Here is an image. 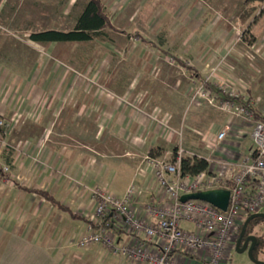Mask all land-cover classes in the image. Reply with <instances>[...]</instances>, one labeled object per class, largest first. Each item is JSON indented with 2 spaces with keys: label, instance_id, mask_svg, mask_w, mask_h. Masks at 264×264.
<instances>
[{
  "label": "crops",
  "instance_id": "0c3cea01",
  "mask_svg": "<svg viewBox=\"0 0 264 264\" xmlns=\"http://www.w3.org/2000/svg\"><path fill=\"white\" fill-rule=\"evenodd\" d=\"M259 26L260 20L252 24L253 33L260 32ZM23 36L29 37L27 44L35 52L33 66L27 71L10 64L15 59L0 60V120L12 126L9 132H0V264H136L123 255L105 254L98 246H78L93 213V191L105 188L121 196L135 183L141 190L135 206L160 202L146 157L154 147L166 150L159 136L171 120L186 119L171 107L161 122L158 105L143 106L141 71L133 72L129 84L119 88L91 84L94 77L85 76L84 81L78 68L62 64L63 60L50 68L48 49L67 42L42 44L30 34ZM250 40L247 70L254 79L264 75V44H257L256 37ZM156 46H164V38ZM183 67H192L186 69L189 76L203 82L206 75L199 68L188 63ZM255 90H250V103L264 107V95ZM252 146L249 136H230L214 153L206 146L203 151L186 150L222 159L245 156ZM2 165L8 167L7 173ZM38 191L48 192L66 209ZM108 220L111 226L116 223L111 216ZM114 234L116 246L132 239L122 231ZM175 256L181 261L190 258Z\"/></svg>",
  "mask_w": 264,
  "mask_h": 264
},
{
  "label": "rangeland",
  "instance_id": "374dc122",
  "mask_svg": "<svg viewBox=\"0 0 264 264\" xmlns=\"http://www.w3.org/2000/svg\"><path fill=\"white\" fill-rule=\"evenodd\" d=\"M86 2L0 0V60L15 59L10 64L28 71L36 55L32 46L27 44L29 37L23 35L47 29L72 30ZM103 2L114 24L126 33L107 29L88 42H67L57 49L53 48L54 44L47 51L51 55L48 58L50 68L63 60L62 64L77 67L82 78L86 76L92 80L94 77L91 84L117 88L128 85L133 72L141 71L143 106L158 105L161 122L168 118L171 107L176 109L177 115L182 113L186 119L185 123L182 118L177 122L171 120L170 127L159 136L162 139L160 143L166 148L159 156L161 159H171L175 148L205 150L210 125L223 118V112L215 106L218 101L210 104L208 100L197 98L195 92L202 82L196 83L175 56L199 68L212 86L237 93L244 100L252 101L250 90L254 92L258 89L264 95V75L260 73L253 79L247 70V45H252L250 38L256 37L259 39L257 44H264L262 7L244 25L239 14L245 7V0ZM257 20H260V32L254 30L253 33L252 24ZM162 38L164 46H156ZM162 48L170 54H164ZM254 108L264 115V107L258 105ZM235 121L241 120L237 118ZM8 125L7 128L0 127L7 133L12 128ZM8 170V167L3 169V173ZM187 228L192 229L191 225ZM252 233L258 239L252 250L253 257L248 251L238 252L234 241L228 264H264V218L258 221Z\"/></svg>",
  "mask_w": 264,
  "mask_h": 264
},
{
  "label": "built area",
  "instance_id": "2783aa9c",
  "mask_svg": "<svg viewBox=\"0 0 264 264\" xmlns=\"http://www.w3.org/2000/svg\"><path fill=\"white\" fill-rule=\"evenodd\" d=\"M209 81L204 78L195 95L210 104L218 101L214 105L223 112L224 118L210 126L206 147L214 153L230 136L237 139L249 136L253 146L248 153L222 159L211 156L209 172L195 176L182 175V157L195 155L182 148L176 151L175 160L148 155L146 164L152 170V187L161 201L135 206L141 194L135 183L121 196L109 189L95 188L93 213L77 239L79 247L98 246L105 254L123 255L136 264H196L198 261L228 264L230 248L244 221L264 211V120L255 118L252 103L234 99L241 97L237 93L217 87L233 98L218 99ZM237 118L241 120L238 123ZM0 126L9 125L1 119ZM216 189L230 191L227 211L203 200H181L187 194ZM109 216L116 220L113 226L108 222ZM117 230L130 235L131 241L116 246ZM176 253L190 258L181 261Z\"/></svg>",
  "mask_w": 264,
  "mask_h": 264
},
{
  "label": "trees",
  "instance_id": "16d2710c",
  "mask_svg": "<svg viewBox=\"0 0 264 264\" xmlns=\"http://www.w3.org/2000/svg\"><path fill=\"white\" fill-rule=\"evenodd\" d=\"M262 7L264 11V0H245V7L242 9L241 13L239 14V18L242 24H247L249 20L256 14L257 10ZM111 30L115 33H126L125 30L117 28L110 17L106 4L103 0H87L82 12L79 14L76 20L75 27L72 30H58V29H47L37 32L30 33V39L42 43V44H49L53 42H88L93 40L94 36L102 35L106 30ZM164 54H167L166 51L162 50ZM178 63L185 66V63L180 59L175 57ZM187 70H191L192 67H186ZM202 81H204L202 79ZM212 90L216 95H218V99H231L232 97L229 94L223 93L220 89L216 86L210 85ZM233 99V98H232ZM239 102L244 104H249L250 99L244 101L241 97L234 98ZM252 106V105H251ZM252 109L255 114L256 119L264 120V115H262L259 111H257L254 106ZM2 134L5 133V130H0ZM178 149H174L172 160H175V153ZM164 150L160 147H154L150 151V156L152 157H159L164 152ZM181 172L182 175H198L203 172H209L210 169V161L203 156L200 155H186L182 157L181 160ZM39 194L50 200L54 205L58 208L65 210L66 207L62 206L52 195H50L46 191H38ZM75 217V215L73 214ZM251 216V215H250ZM249 216V217H250ZM264 217H254L249 221L247 227V233H250L254 230L256 224L259 220ZM246 221V220H245ZM244 221V223H245ZM243 223V224H244ZM243 225L240 227L238 234H240ZM258 240V239H257Z\"/></svg>",
  "mask_w": 264,
  "mask_h": 264
},
{
  "label": "water",
  "instance_id": "95a60500",
  "mask_svg": "<svg viewBox=\"0 0 264 264\" xmlns=\"http://www.w3.org/2000/svg\"><path fill=\"white\" fill-rule=\"evenodd\" d=\"M189 199L203 200L205 202H208V203L212 204L213 206H215L216 208H218L221 211H227L229 203H230V191L226 190V189H216V190H209V191H202V192L187 194V195H184L181 198L182 201H187ZM257 216L264 217V212L253 214V215H251L250 217H248L246 219L245 223L243 224L242 230L240 232L239 239H238V241L236 243V250L238 252L242 253L246 249L248 240L251 239L252 240V244H251V246H250V248L248 250L249 255L251 257H253L252 256V250H253V247H254V245H255V243L257 241V238L255 236H253V235H250L243 242V246L240 247V245H241L242 238L244 237V235L247 232V227H248L249 221L252 218L257 217ZM255 261H257V260L255 259Z\"/></svg>",
  "mask_w": 264,
  "mask_h": 264
},
{
  "label": "flooded vegetation",
  "instance_id": "af4514ba",
  "mask_svg": "<svg viewBox=\"0 0 264 264\" xmlns=\"http://www.w3.org/2000/svg\"><path fill=\"white\" fill-rule=\"evenodd\" d=\"M250 235H253V233H252V232H250V233H247V232H246V234H245L244 237L242 238V241H241V245H240V247L243 246V242H244V241L246 240V238H247L248 236H250ZM239 236H240V234L237 236L236 243H237V241H238V239H239ZM251 244H252V240L250 239V240H248V242H247V246H246L245 251H248V250H249ZM254 246H255V245H254Z\"/></svg>",
  "mask_w": 264,
  "mask_h": 264
}]
</instances>
